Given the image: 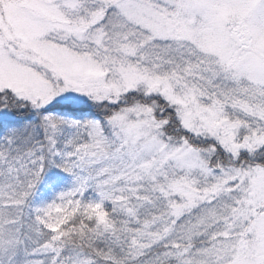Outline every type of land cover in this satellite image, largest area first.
Masks as SVG:
<instances>
[{"label": "snow or ice", "instance_id": "1", "mask_svg": "<svg viewBox=\"0 0 264 264\" xmlns=\"http://www.w3.org/2000/svg\"><path fill=\"white\" fill-rule=\"evenodd\" d=\"M0 264H264V0H0Z\"/></svg>", "mask_w": 264, "mask_h": 264}]
</instances>
